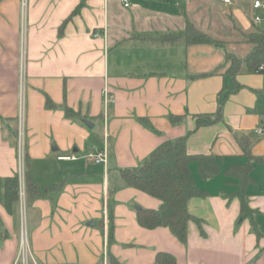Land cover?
Instances as JSON below:
<instances>
[{
	"label": "crops",
	"instance_id": "1",
	"mask_svg": "<svg viewBox=\"0 0 264 264\" xmlns=\"http://www.w3.org/2000/svg\"><path fill=\"white\" fill-rule=\"evenodd\" d=\"M21 3L0 0V177L19 169L21 103L24 174L40 187L62 183L26 208L29 264H109L108 253L120 264H154L158 252L175 264H264V134L255 133L264 129V71L243 66L235 76L242 88L228 93L225 61L227 52L245 57L253 47L247 35L263 29L252 20L251 0H84L71 17L80 0H25L24 10ZM187 22L223 46L186 44ZM168 36L175 39L163 40ZM104 89L112 97L106 108ZM222 93L221 119L196 128L197 115L216 114ZM64 107L78 116L68 118ZM185 135L187 153L216 155L220 170L202 179L190 163L204 195L188 200L193 219L181 243L166 227L138 224L136 211L156 210L160 201L128 186L118 169L140 165L162 142ZM103 148L105 165L85 158ZM68 156L75 159H62ZM248 162L245 199L259 236L231 195L238 179L225 174ZM0 228L7 233L0 264H14L20 214L1 203Z\"/></svg>",
	"mask_w": 264,
	"mask_h": 264
},
{
	"label": "trees",
	"instance_id": "2",
	"mask_svg": "<svg viewBox=\"0 0 264 264\" xmlns=\"http://www.w3.org/2000/svg\"><path fill=\"white\" fill-rule=\"evenodd\" d=\"M84 5V0L73 10L72 14H76ZM68 17V19H70ZM62 28V27H61ZM60 28V29H61ZM184 40L186 44H210L216 47L223 46L222 39L196 28L190 22L186 23ZM175 37H163V40L172 41ZM247 42L253 45L251 51L243 58H239L232 53L225 54V61L228 64L226 74L233 80V87L228 93L237 92L242 88L235 81V76L244 66L248 70H254L258 65L264 62V31L257 29L253 33L247 35ZM228 93H222L220 97V106L215 115H197L195 117L196 128L211 125L221 119V104ZM49 106H52L47 101ZM65 115L70 117L78 116L68 107H64ZM170 122L178 123L180 117H169ZM17 136V135H16ZM187 135L176 138L174 140H166L156 147L141 162L140 165L132 168H119V177L130 187L135 188L145 194L152 196L160 201V206L156 210L139 208L136 211V219L138 224L147 229L156 227H166L171 234L181 243H185L187 234V222L193 217L188 212V200L194 196L204 195L195 181L193 180L189 165L194 162L197 165L199 176L202 179H209L216 175L220 168L218 157L214 154H195L190 155L186 151ZM240 147L244 154L248 155L250 160L255 159L250 153L248 142L238 138ZM26 158V144L24 143V159ZM252 169L251 162L244 165H234L225 171L226 176L238 179V189L231 195L238 198L240 202V217L249 218L252 230L259 236L256 225L252 219L253 211L246 203V187L251 182L250 171ZM61 184L40 187L33 183L29 177L24 174L25 189V206L34 200L44 198L52 192L59 191ZM18 175L0 177V203L7 213L13 214L18 212ZM7 237V233L0 228V240ZM112 238V233L107 234V244ZM109 264H120L112 255L107 254ZM154 264H175L174 257L166 252H158L155 257Z\"/></svg>",
	"mask_w": 264,
	"mask_h": 264
},
{
	"label": "built area",
	"instance_id": "3",
	"mask_svg": "<svg viewBox=\"0 0 264 264\" xmlns=\"http://www.w3.org/2000/svg\"><path fill=\"white\" fill-rule=\"evenodd\" d=\"M124 5H127V0H123ZM223 2L230 4L231 0H223ZM22 10H24L25 7V0H22L21 3ZM251 7L252 10L255 11V13L252 16V20L255 24H261L264 31V0H251ZM257 72L264 71V63L260 64L256 68ZM23 72L21 74V81H20V89L23 90ZM23 92V91H22ZM104 95V104L105 108L109 102L112 101V97L109 95L107 89L103 90ZM22 93L20 95V101L22 100ZM18 139H17V150H18V161H19V169L17 172L18 175V182H19V188H18V197H19V204L20 208L24 211L25 209V189H24V168H23V162H24V120H23V109L22 104L20 103L19 108V116H18ZM255 133L258 135L264 134L263 128H256ZM85 158L87 160L93 161L94 163H100L105 165L107 162V150L106 148L101 149L97 152H90L88 153ZM62 159H75L74 156H68ZM21 167V168H20ZM25 212V211H24ZM23 214V219L25 218V213ZM106 211H104V217L106 218ZM19 251L18 256L16 258V261L14 264H29L30 261V254L28 251V237H27V230H26V222L25 219L22 222V227L20 228V234H19ZM35 264V263H34ZM253 264V263H249Z\"/></svg>",
	"mask_w": 264,
	"mask_h": 264
},
{
	"label": "rangeland",
	"instance_id": "4",
	"mask_svg": "<svg viewBox=\"0 0 264 264\" xmlns=\"http://www.w3.org/2000/svg\"><path fill=\"white\" fill-rule=\"evenodd\" d=\"M19 124H18V121H17V137H18V129H19ZM93 130L95 131V132H99V130H100V122H98V121H95L94 122V126H93ZM18 139V138H17ZM24 143H25V138H24ZM25 167H26V160L24 159V162H23V168H24V172H25ZM21 168V167H20ZM99 174H101V173H99ZM19 204V203H18ZM19 211V214H20V228L22 227V222H23V220L25 219H23V213L22 212H24V213H26V207H25V209H24V211L22 210V208H20V204H19V209H18Z\"/></svg>",
	"mask_w": 264,
	"mask_h": 264
},
{
	"label": "water",
	"instance_id": "5",
	"mask_svg": "<svg viewBox=\"0 0 264 264\" xmlns=\"http://www.w3.org/2000/svg\"><path fill=\"white\" fill-rule=\"evenodd\" d=\"M83 122H84V124H85L86 126H88V127H92V123H91V122L86 121V120H84Z\"/></svg>",
	"mask_w": 264,
	"mask_h": 264
}]
</instances>
